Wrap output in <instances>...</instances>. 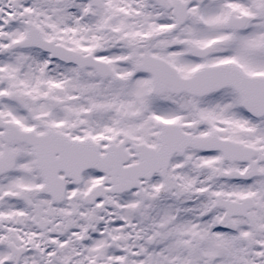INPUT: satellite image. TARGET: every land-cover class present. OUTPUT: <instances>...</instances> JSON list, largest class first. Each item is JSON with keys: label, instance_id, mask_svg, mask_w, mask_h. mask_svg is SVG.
<instances>
[{"label": "snow or ice", "instance_id": "1", "mask_svg": "<svg viewBox=\"0 0 264 264\" xmlns=\"http://www.w3.org/2000/svg\"><path fill=\"white\" fill-rule=\"evenodd\" d=\"M0 264H264V0H0Z\"/></svg>", "mask_w": 264, "mask_h": 264}]
</instances>
